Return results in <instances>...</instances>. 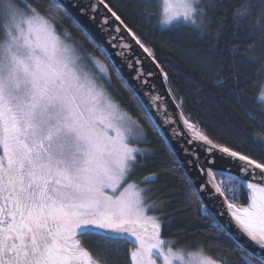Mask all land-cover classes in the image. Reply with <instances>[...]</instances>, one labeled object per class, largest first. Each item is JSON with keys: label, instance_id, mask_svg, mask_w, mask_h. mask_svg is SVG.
I'll list each match as a JSON object with an SVG mask.
<instances>
[{"label": "snow or ice", "instance_id": "obj_1", "mask_svg": "<svg viewBox=\"0 0 264 264\" xmlns=\"http://www.w3.org/2000/svg\"><path fill=\"white\" fill-rule=\"evenodd\" d=\"M150 4L143 0L145 20L153 15ZM216 6L217 0H158V24L204 33ZM89 8L92 19L103 12L115 51L97 44V54L77 39L62 0H0V264H110L108 253L124 245L129 264H264V132L253 131L254 147L246 148L232 128L202 122L156 48L111 0ZM253 13L248 52L256 32L264 33V0L232 5L238 27ZM114 56L148 86L143 94L133 90L136 114L115 94ZM257 104L264 112V88ZM149 123L167 128L169 142L179 141L189 157L177 163L196 171L198 179H188L190 199L199 201L210 227L229 237L234 227L248 245L237 239L213 256L203 245L190 250L163 235L164 200L150 187L157 174L133 179ZM205 196L221 210L211 212ZM225 215L228 225L220 220Z\"/></svg>", "mask_w": 264, "mask_h": 264}, {"label": "trees", "instance_id": "obj_2", "mask_svg": "<svg viewBox=\"0 0 264 264\" xmlns=\"http://www.w3.org/2000/svg\"><path fill=\"white\" fill-rule=\"evenodd\" d=\"M236 2L217 0L215 11L209 13L212 23L201 33L188 27L162 28L157 19L158 0H151L148 11L153 15L148 20L141 12L143 0H111L129 25L156 48L193 115L210 126L232 128L237 139L244 141L246 148H252L250 134L264 132L260 123L264 112L257 104L258 94L264 88V33L257 31L255 48L246 51L253 39L249 20L255 13L238 27L232 19V5ZM72 21L70 16L65 17L64 22L75 37L99 54L96 44ZM112 72L117 99L134 114L138 113L133 92L119 83L116 68ZM248 112L254 113L256 119L249 120ZM146 128L147 141L141 145L146 154L133 179L141 182L146 175L157 174V181L150 187L164 200L163 235L190 250L203 245L213 256L224 246L232 247V238L217 235L209 219L201 215L199 201L190 199L189 178L154 125L146 124ZM241 203H247L246 197Z\"/></svg>", "mask_w": 264, "mask_h": 264}, {"label": "water", "instance_id": "obj_3", "mask_svg": "<svg viewBox=\"0 0 264 264\" xmlns=\"http://www.w3.org/2000/svg\"><path fill=\"white\" fill-rule=\"evenodd\" d=\"M94 0H62V3L64 7L67 9V12L70 14V17L76 22V24L79 25V27L83 30V32L88 36V38L95 43L96 45H102L104 47H108L110 51H115V49H111L110 46L107 44V40L110 38V34L108 31H105V27L101 23V19L103 16V12L96 14L95 19L91 18V11L89 8V5L93 3ZM82 9L86 11H81ZM115 34V33H112ZM120 35L125 36L127 38L126 33H121ZM115 42V41H114ZM133 54L135 56H139L140 58H143V54L139 50V48L134 47L133 48ZM113 60L116 64V70L123 74L124 79L127 82V86L129 89L133 92V90L141 92L143 94L144 90L148 87L145 85H142L139 81L135 80L133 78L134 76V70H130L127 68L125 63L119 58V57H113ZM145 66L148 68H152V65L145 61ZM153 82L157 85V91L163 93V86L160 84V77L157 75L153 77ZM144 103H148L147 97L144 98ZM159 121V118H158ZM162 139L164 140L165 144L169 148V150L172 152V154L179 158L180 161H186L189 159V157H186L183 155V151L180 145L179 141L173 140L170 141V136L167 131V128H164L161 130V128H158L154 125ZM183 171L189 178V175L193 178H197V173L194 169L189 168L187 164L182 167ZM205 200L207 201L211 212H218L220 211V205L216 202L215 199H210L207 196H205ZM220 220L225 224L228 225V217L222 216L220 217ZM230 231L234 233L232 238L233 241L239 240L241 244L248 245L249 242L246 240L245 237L240 236L238 233H236L235 228H230Z\"/></svg>", "mask_w": 264, "mask_h": 264}, {"label": "rangeland", "instance_id": "obj_4", "mask_svg": "<svg viewBox=\"0 0 264 264\" xmlns=\"http://www.w3.org/2000/svg\"><path fill=\"white\" fill-rule=\"evenodd\" d=\"M156 6L158 7V5ZM129 247L130 246L124 245L121 247L120 251L117 252L114 246L113 250L108 253L109 258H110V264H129V259L127 256V249ZM158 264H159V261H158Z\"/></svg>", "mask_w": 264, "mask_h": 264}]
</instances>
